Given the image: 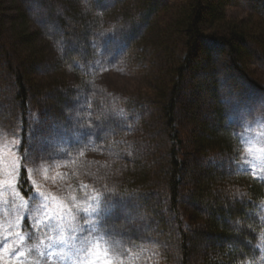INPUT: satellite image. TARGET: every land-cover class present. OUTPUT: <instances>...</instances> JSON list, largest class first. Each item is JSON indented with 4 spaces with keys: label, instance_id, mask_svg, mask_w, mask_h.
<instances>
[{
    "label": "trees",
    "instance_id": "obj_1",
    "mask_svg": "<svg viewBox=\"0 0 264 264\" xmlns=\"http://www.w3.org/2000/svg\"><path fill=\"white\" fill-rule=\"evenodd\" d=\"M20 1L25 10L9 24L0 2V128L22 127L21 198L34 192L25 164L32 131L59 125L78 139L82 128L115 172L111 195L155 223L179 264H264L255 244L264 181L240 166L228 119L240 83L259 87L250 68L264 63V0ZM146 45L168 64L142 87L115 96L98 82Z\"/></svg>",
    "mask_w": 264,
    "mask_h": 264
},
{
    "label": "rangeland",
    "instance_id": "obj_2",
    "mask_svg": "<svg viewBox=\"0 0 264 264\" xmlns=\"http://www.w3.org/2000/svg\"><path fill=\"white\" fill-rule=\"evenodd\" d=\"M0 2L5 24L25 10L20 0ZM228 15L246 16L241 9H230ZM29 28L51 58H58L57 46L43 39L33 23ZM142 33L139 29L138 34ZM124 64L97 79L115 96H128L132 86L142 87L150 71L163 69L168 61L154 46L146 45L137 47ZM259 64L250 68V77L259 87L249 81L240 83L238 98L228 107V119L242 147L240 166L264 181V63ZM179 123L183 126V119ZM41 127L32 131L26 155L34 188L26 200L16 187L23 160L19 152L22 127L0 128V264H179L175 246L159 240L155 223L111 195L116 175L101 162L90 142L91 133L86 136L81 128V141L63 126ZM67 139L74 142L70 152ZM75 149L88 154L77 159ZM261 215L264 224V210ZM255 244L264 263V229Z\"/></svg>",
    "mask_w": 264,
    "mask_h": 264
}]
</instances>
